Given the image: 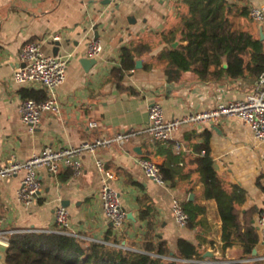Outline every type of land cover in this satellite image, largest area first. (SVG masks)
Segmentation results:
<instances>
[{"label":"crops","instance_id":"1","mask_svg":"<svg viewBox=\"0 0 264 264\" xmlns=\"http://www.w3.org/2000/svg\"><path fill=\"white\" fill-rule=\"evenodd\" d=\"M241 4L251 9L264 6V0H245ZM180 5V0H0V165L11 154L25 160L48 144L63 147L119 131L133 133L126 145L86 153L81 174L68 167L57 174L41 169L42 190L29 207L17 197L23 173L2 178L0 230L36 227L55 231V208L63 204L70 212L73 235L85 239V245L88 241H104L111 229L112 238L122 239V245L133 250H142L147 239H160L168 243L171 257L178 239L184 237L200 245L205 259L243 258L240 245L222 248L218 205L215 199L202 196L194 162L198 153L193 143H201L204 132L210 130L215 167L219 174L246 190L242 208L243 212L256 209L254 222L259 210L264 209V190L260 185H264V144L254 139L251 128L236 116H222L204 125H183L167 142H157L141 131L148 123L149 108L154 102L162 104L168 118L182 117L212 109L222 101L243 98L256 82L249 75L203 81L192 71L183 72L178 80L168 79L164 70L167 62L157 58L167 45L160 43V34L179 24ZM251 18L250 15L248 28L261 36V23ZM56 33L63 40L60 52L72 53L67 80L57 90L62 111L45 112L41 124L30 129L21 119V89L43 88L36 84L19 85L13 81V73L20 65L19 54L26 42L39 40L46 53H53L51 41ZM96 33L103 50L92 57L88 42ZM140 40L154 48L140 58L142 67L126 73L124 86L119 87L112 70L121 64V47ZM85 57L96 58L90 69L82 63ZM146 63L153 67L144 68ZM170 82L174 87L168 91ZM93 121L97 125H91ZM177 140L183 143L184 159L176 161L171 153H178ZM141 157H150L165 167L174 162L178 170L176 185L169 181L161 185L150 178L140 165ZM97 159L116 173L111 185L119 191L128 215L119 233L102 210ZM192 186L194 190L190 189ZM175 198L205 204L206 213L197 217V221L205 217L204 222L180 227L172 213ZM146 207L150 213L142 219L141 209ZM256 248L255 257L264 256V244L259 243ZM206 252L212 255L205 256ZM253 261L264 264V260ZM0 264H8L6 253L1 251Z\"/></svg>","mask_w":264,"mask_h":264},{"label":"trees","instance_id":"2","mask_svg":"<svg viewBox=\"0 0 264 264\" xmlns=\"http://www.w3.org/2000/svg\"><path fill=\"white\" fill-rule=\"evenodd\" d=\"M243 1L180 0L181 20L178 25L160 34V43L167 45L157 55V58L167 62L164 70L169 80L180 79L186 71L194 72L203 81L248 75L258 78L264 69V39L248 28L251 9L247 4H241ZM176 40L180 42L173 46ZM153 48V44L144 40L121 47V64L112 70L119 87L124 86L123 78L136 68L137 60L152 52ZM152 67V63L144 65L146 69ZM21 92L24 98L40 100L47 96L44 89L24 87ZM210 137V130H206L204 140L193 143L198 153L194 162L202 196L217 202L222 220V248L240 245L243 258H249L261 242L260 231L253 221L256 209L243 212L246 190L219 174ZM171 156L176 161L184 159L181 152L171 153ZM173 164L161 166L165 179L172 186L176 185L178 173ZM260 185L264 190V185ZM183 204L190 215L188 226L204 222L205 217L198 221L197 217L206 213L205 204L191 200ZM149 213V208H142L140 216L146 219ZM111 234L113 231L110 229L104 241H88L85 245V239L59 231H17L10 234L6 261L8 264H262L260 261L228 259L207 262L200 245L184 237L178 239L177 250L171 257L168 243L160 239H147L142 250H133L123 246L122 239L112 238Z\"/></svg>","mask_w":264,"mask_h":264},{"label":"built area","instance_id":"3","mask_svg":"<svg viewBox=\"0 0 264 264\" xmlns=\"http://www.w3.org/2000/svg\"><path fill=\"white\" fill-rule=\"evenodd\" d=\"M114 2L118 0H113ZM251 17L261 23L264 29V6L252 7ZM62 36L56 33L53 40H59ZM103 50L101 41L93 38L88 42V54L96 56ZM70 52L46 53L43 44L39 40L26 42L20 51V65L14 70L13 81L19 85H40L47 93L43 99L33 97L24 98L20 104L21 119L30 129L38 127L45 112L60 114L62 106L58 98L57 90L67 80ZM222 116H236L248 125L254 139L264 144V69L256 79L254 87L243 98L222 101L216 107L186 114L182 117L168 118L160 102H154L149 108L148 123L141 129L157 142H167L174 138L175 133L186 124L204 125L215 121ZM91 125H97L93 121ZM131 132L119 131L113 135H103L91 140H84L77 145L54 147L46 145L41 151L32 154L22 160L16 154H11L5 163L0 165V180L23 173L20 186L17 190L18 199L29 207L42 190L39 172L46 168L51 173L57 174L64 167L71 168L75 174L83 172V157L86 153H97L100 149L112 148L116 145H126L132 137ZM183 143L175 141V150L179 153ZM140 165L144 172L161 185H167V180L161 169V165L150 157H141ZM97 168L101 173L100 198L105 217L112 223L117 233L123 231L127 220V210L122 204L120 193L111 185L116 178L113 169L108 168L101 159L96 160ZM172 213L180 227H187L190 215L183 202L175 198L172 202ZM55 231L73 234L71 231V216L68 208L59 204L55 208ZM261 234V242L264 244V210L256 221ZM17 231H51L36 227L0 230V242L10 244V234ZM264 260V256L241 258L237 261L248 262ZM213 262V260H207Z\"/></svg>","mask_w":264,"mask_h":264},{"label":"water","instance_id":"4","mask_svg":"<svg viewBox=\"0 0 264 264\" xmlns=\"http://www.w3.org/2000/svg\"><path fill=\"white\" fill-rule=\"evenodd\" d=\"M95 38H98V33H96ZM261 38L264 39V29L262 27H261ZM51 43H53V45H54L53 53L54 54L59 53L60 50L63 47V40L62 39L52 40ZM178 43H179L178 41H175L173 43V46H177ZM95 62H96V58H88V57H85V58L82 59V63H83V65H84V67L86 69H90V67L92 66L91 63H95ZM136 66L138 68L139 67H142V59H138L137 60ZM224 66L226 67L227 64H224ZM173 87H174V84L173 83L170 82V83L167 84L168 91H170ZM129 216L131 217L132 215L129 214ZM8 248H9V244L0 242V251L3 252L4 254L6 253V256H7ZM173 254L174 253L171 252V255H173ZM257 254H258V250H257V248H254V250L252 252V256H256ZM208 255H212V253L211 252H206L205 256H208Z\"/></svg>","mask_w":264,"mask_h":264}]
</instances>
